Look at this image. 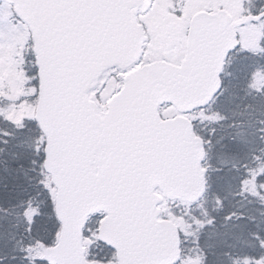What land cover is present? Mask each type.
I'll list each match as a JSON object with an SVG mask.
<instances>
[{
  "label": "snow or ice",
  "instance_id": "obj_1",
  "mask_svg": "<svg viewBox=\"0 0 264 264\" xmlns=\"http://www.w3.org/2000/svg\"><path fill=\"white\" fill-rule=\"evenodd\" d=\"M0 264H264V0H0Z\"/></svg>",
  "mask_w": 264,
  "mask_h": 264
}]
</instances>
